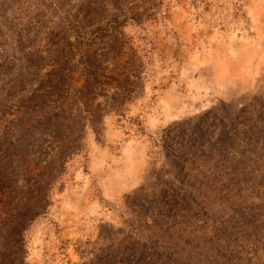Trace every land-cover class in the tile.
<instances>
[{
    "label": "rangeland",
    "instance_id": "obj_1",
    "mask_svg": "<svg viewBox=\"0 0 264 264\" xmlns=\"http://www.w3.org/2000/svg\"><path fill=\"white\" fill-rule=\"evenodd\" d=\"M0 264H264V0H0Z\"/></svg>",
    "mask_w": 264,
    "mask_h": 264
}]
</instances>
